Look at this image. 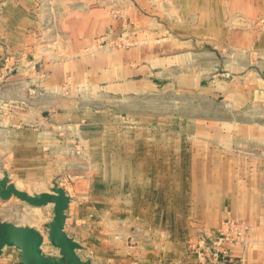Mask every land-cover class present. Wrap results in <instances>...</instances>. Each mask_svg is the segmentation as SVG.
<instances>
[{
	"label": "rangeland",
	"instance_id": "obj_1",
	"mask_svg": "<svg viewBox=\"0 0 264 264\" xmlns=\"http://www.w3.org/2000/svg\"><path fill=\"white\" fill-rule=\"evenodd\" d=\"M4 174L65 191L82 261L264 264V0H0ZM140 176H198L174 190L187 212L141 211ZM52 210L0 199L58 261Z\"/></svg>",
	"mask_w": 264,
	"mask_h": 264
},
{
	"label": "water",
	"instance_id": "obj_2",
	"mask_svg": "<svg viewBox=\"0 0 264 264\" xmlns=\"http://www.w3.org/2000/svg\"><path fill=\"white\" fill-rule=\"evenodd\" d=\"M15 197L21 202L32 207L53 205V219L46 224L49 243L58 249L60 259L55 261L43 256L41 245L42 236L32 228L19 227L11 223L0 221V255L5 247H15L19 251V264H91L82 261L76 254L81 246L64 231L66 211L70 203V197L56 183L50 192L29 195L19 191L10 182L6 174L0 180V199L6 201Z\"/></svg>",
	"mask_w": 264,
	"mask_h": 264
},
{
	"label": "crops",
	"instance_id": "obj_3",
	"mask_svg": "<svg viewBox=\"0 0 264 264\" xmlns=\"http://www.w3.org/2000/svg\"><path fill=\"white\" fill-rule=\"evenodd\" d=\"M109 176H110L109 180L106 178L108 180L107 181L108 186L111 188V185L114 186V184H116V182H117V184L120 188L119 192H121V190L123 189L124 178L126 176H122V175L112 176L111 174ZM194 177H198V176H140V179H137V180H138V189L142 190V191H140V193L142 192V194H139V193L136 194V196H137L136 203H138V205L141 206V211L155 212V211H158V208H160V210H164V209H162V207L165 206L166 207L165 211H167V212H170V213L183 212V213H185L188 210L187 205L183 201L181 203V202L175 200L174 190L176 187L181 188L183 191L186 190L190 184L188 182H190V180ZM176 181L178 183H182V186H179V185L176 186ZM197 181H198V179L196 180V182ZM195 186L198 188V183H196ZM112 188L114 189V187H112ZM143 189L145 190L144 193H143ZM119 194H121V193H119ZM119 194L115 195V193H111L110 194V198H111L110 203L113 204L114 201H116L118 198H119V201L121 202L120 197H118V196H121ZM210 195H211V193H210ZM211 196L208 195V197H209V200L207 202L208 208H206V211H208V212H210L209 209H211L210 205L212 204V200H213V199H211ZM149 197H150L151 201H149ZM196 198L200 202L201 198L199 199L198 193L196 194ZM152 200H155V201H152ZM216 204H217V202H214L215 206H216ZM113 205H115V204H113ZM110 206H112V205L110 204ZM111 208L112 207H110L109 210H111ZM214 211L216 212V210H214ZM209 214L210 213H208V218H210L214 221L217 220L216 215L214 218H211ZM65 225H66V221H65ZM259 260L261 261L262 258H260ZM246 261L248 263L249 259L245 260V263H246ZM256 261H257V259H256ZM262 262H264V259L262 260Z\"/></svg>",
	"mask_w": 264,
	"mask_h": 264
},
{
	"label": "built area",
	"instance_id": "obj_4",
	"mask_svg": "<svg viewBox=\"0 0 264 264\" xmlns=\"http://www.w3.org/2000/svg\"><path fill=\"white\" fill-rule=\"evenodd\" d=\"M236 222H231V221H228L225 225H233L235 224ZM235 226H237L238 228H245L243 224H236ZM239 234V233H238Z\"/></svg>",
	"mask_w": 264,
	"mask_h": 264
}]
</instances>
